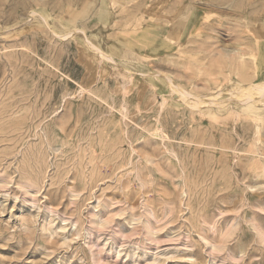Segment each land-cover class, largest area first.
<instances>
[{
    "label": "rangeland",
    "instance_id": "1",
    "mask_svg": "<svg viewBox=\"0 0 264 264\" xmlns=\"http://www.w3.org/2000/svg\"><path fill=\"white\" fill-rule=\"evenodd\" d=\"M0 264H264V0H0Z\"/></svg>",
    "mask_w": 264,
    "mask_h": 264
},
{
    "label": "bare ground",
    "instance_id": "2",
    "mask_svg": "<svg viewBox=\"0 0 264 264\" xmlns=\"http://www.w3.org/2000/svg\"><path fill=\"white\" fill-rule=\"evenodd\" d=\"M155 74V73H154ZM258 84V83H257ZM256 84V85H257ZM255 84L253 85V86H250V87H252V88H254L255 89V86H256ZM176 87V86H175ZM180 87V86H179ZM249 87V88H250ZM177 88V87H176ZM248 88V89H249ZM257 88H259L258 86H257ZM172 89V88H171ZM179 89V88H178ZM242 89V88H241ZM174 90V89H173ZM182 90V89H181ZM184 90V89H183ZM229 90V89H228ZM243 90V89H242ZM258 90V89H257ZM256 90V92L258 93V91ZM261 89H259V91H260ZM221 91V90H220ZM232 91V90H231ZM236 91H238V90H236ZM235 91V92H236ZM245 91H247L246 89H245ZM179 92H181V91H179ZM234 92V91H233ZM242 92V91H241ZM240 92V93H241ZM263 92V91H262ZM175 93V92H174ZM187 94V93H186ZM216 94V93H215ZM260 94V96H261V94L262 93H258L257 95H259ZM190 94H188V96H189ZM192 95V94H191ZM239 95V94H238ZM187 96V95H186ZM199 96V97H198ZM195 99V101L193 102V104H192V107H195V106H197L198 104H200V103H215V99H214V97H212V98H210L211 96H203V97H200V95H198ZM216 96V95H215ZM217 96H219V95H217ZM216 96V97H217ZM242 96H243V94H242ZM250 96V95H249ZM255 96V95H254ZM263 96V95H262ZM229 98V97H228ZM237 98V97H236ZM245 99H248L247 97L245 98ZM250 100V99H249ZM249 100H246L244 103H248L249 102ZM217 101V100H216ZM185 102V101H184ZM220 102V101H219ZM226 103V102H225ZM254 103V102H253ZM194 105V106H193ZM190 106V105H189ZM232 119V118H231ZM186 142V141H185ZM197 144V143H196ZM202 145V144H201ZM259 151H261V150H259ZM246 153H247V151H246ZM259 153V152H258ZM248 154V153H247ZM260 154V153H259ZM255 155V154H254ZM263 155V154H262ZM258 156H260V155H258Z\"/></svg>",
    "mask_w": 264,
    "mask_h": 264
}]
</instances>
